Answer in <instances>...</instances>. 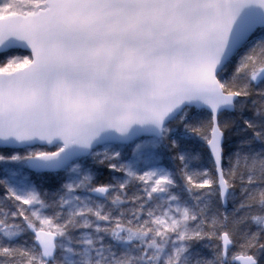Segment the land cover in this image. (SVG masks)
Returning a JSON list of instances; mask_svg holds the SVG:
<instances>
[{
    "label": "snow or ice",
    "instance_id": "obj_1",
    "mask_svg": "<svg viewBox=\"0 0 264 264\" xmlns=\"http://www.w3.org/2000/svg\"><path fill=\"white\" fill-rule=\"evenodd\" d=\"M0 149V264H264V0H0Z\"/></svg>",
    "mask_w": 264,
    "mask_h": 264
},
{
    "label": "trees",
    "instance_id": "obj_2",
    "mask_svg": "<svg viewBox=\"0 0 264 264\" xmlns=\"http://www.w3.org/2000/svg\"><path fill=\"white\" fill-rule=\"evenodd\" d=\"M192 147H193L194 150H197V151L200 150V145L197 144V143H193V144H192ZM205 163H206V162H205ZM99 171H100V173H101V176H100L101 179H105V178H107V172H106L103 168H100ZM45 187H51V184H46Z\"/></svg>",
    "mask_w": 264,
    "mask_h": 264
},
{
    "label": "rangeland",
    "instance_id": "obj_3",
    "mask_svg": "<svg viewBox=\"0 0 264 264\" xmlns=\"http://www.w3.org/2000/svg\"><path fill=\"white\" fill-rule=\"evenodd\" d=\"M33 179H37V177L34 176ZM45 186H46V184H45Z\"/></svg>",
    "mask_w": 264,
    "mask_h": 264
}]
</instances>
